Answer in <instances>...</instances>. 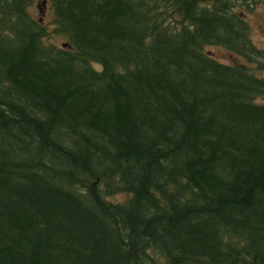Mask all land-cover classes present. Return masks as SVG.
Returning <instances> with one entry per match:
<instances>
[{
  "label": "trees",
  "instance_id": "obj_1",
  "mask_svg": "<svg viewBox=\"0 0 264 264\" xmlns=\"http://www.w3.org/2000/svg\"><path fill=\"white\" fill-rule=\"evenodd\" d=\"M35 1L0 0V264H264V0Z\"/></svg>",
  "mask_w": 264,
  "mask_h": 264
},
{
  "label": "rangeland",
  "instance_id": "obj_2",
  "mask_svg": "<svg viewBox=\"0 0 264 264\" xmlns=\"http://www.w3.org/2000/svg\"><path fill=\"white\" fill-rule=\"evenodd\" d=\"M39 0H36L32 7V14L38 18L39 16ZM43 15L41 21L45 24H48L51 27V14L46 12L47 8L43 7ZM239 10V8H238ZM245 19L249 27V33L251 41L258 47L264 48V14L262 10V6L257 4L250 10H245ZM55 41H60L58 37H54ZM212 53L219 59L224 61H233L235 58H232L229 51L218 45L209 46ZM238 59H244L242 56L238 57ZM258 73H262L264 75V67L257 70Z\"/></svg>",
  "mask_w": 264,
  "mask_h": 264
},
{
  "label": "water",
  "instance_id": "obj_3",
  "mask_svg": "<svg viewBox=\"0 0 264 264\" xmlns=\"http://www.w3.org/2000/svg\"><path fill=\"white\" fill-rule=\"evenodd\" d=\"M43 2H45V0H43ZM41 10H42V8H41Z\"/></svg>",
  "mask_w": 264,
  "mask_h": 264
}]
</instances>
